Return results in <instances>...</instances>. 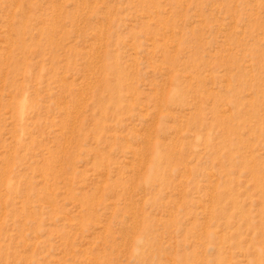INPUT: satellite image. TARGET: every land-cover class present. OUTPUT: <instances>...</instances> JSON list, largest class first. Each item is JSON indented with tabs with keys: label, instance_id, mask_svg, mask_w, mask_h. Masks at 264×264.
I'll list each match as a JSON object with an SVG mask.
<instances>
[{
	"label": "rangeland",
	"instance_id": "obj_1",
	"mask_svg": "<svg viewBox=\"0 0 264 264\" xmlns=\"http://www.w3.org/2000/svg\"><path fill=\"white\" fill-rule=\"evenodd\" d=\"M0 264H264V0H0Z\"/></svg>",
	"mask_w": 264,
	"mask_h": 264
},
{
	"label": "bare ground",
	"instance_id": "obj_2",
	"mask_svg": "<svg viewBox=\"0 0 264 264\" xmlns=\"http://www.w3.org/2000/svg\"><path fill=\"white\" fill-rule=\"evenodd\" d=\"M23 100V99H22ZM21 102V101H20ZM17 104H19V103H17Z\"/></svg>",
	"mask_w": 264,
	"mask_h": 264
}]
</instances>
